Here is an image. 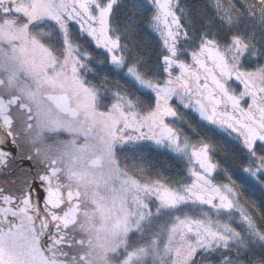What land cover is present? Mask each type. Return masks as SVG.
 Masks as SVG:
<instances>
[{
    "label": "snow or ice",
    "instance_id": "obj_1",
    "mask_svg": "<svg viewBox=\"0 0 264 264\" xmlns=\"http://www.w3.org/2000/svg\"><path fill=\"white\" fill-rule=\"evenodd\" d=\"M6 19L39 29L42 71L89 97L117 147L159 157L134 217L164 221L160 264H264V0H0ZM33 118L0 105V264H54L55 213L78 198L21 152L13 128Z\"/></svg>",
    "mask_w": 264,
    "mask_h": 264
},
{
    "label": "flooded vegetation",
    "instance_id": "obj_2",
    "mask_svg": "<svg viewBox=\"0 0 264 264\" xmlns=\"http://www.w3.org/2000/svg\"><path fill=\"white\" fill-rule=\"evenodd\" d=\"M1 29L21 28L13 27L6 19L0 24V36ZM26 35L29 40L40 38L39 29ZM0 47L6 48L4 44ZM34 50L41 53L35 47ZM10 69L9 64L0 65V95L7 106L23 105L31 109L34 117L13 128L21 152L33 156L38 166L55 169L64 178L67 191L78 197L55 213L63 217V227L57 239L59 247L54 246L51 255L59 264H94L98 239L112 245L107 254L110 260L121 254L127 263L138 259L139 264H160L156 251L166 235L158 231L164 221L154 219L141 231L134 217L135 189L143 179L140 168L154 164L159 157L117 147L109 135L108 118L95 115L89 97L76 86L55 80L51 74L36 80L13 78ZM16 71L13 69V73ZM49 93H66L67 107L74 115L58 108ZM15 111L17 115H27ZM191 123L198 127L194 119ZM53 200L62 202L59 193L53 195ZM153 233H157L158 243H153Z\"/></svg>",
    "mask_w": 264,
    "mask_h": 264
},
{
    "label": "rangeland",
    "instance_id": "obj_3",
    "mask_svg": "<svg viewBox=\"0 0 264 264\" xmlns=\"http://www.w3.org/2000/svg\"><path fill=\"white\" fill-rule=\"evenodd\" d=\"M1 33L0 45L4 44L6 48L2 49L0 47V65L9 64L13 69L17 68L15 73H13V69H10L9 74L11 77L33 80L49 77L42 71L47 64V57L34 50L35 46L27 38L26 32L22 29H1ZM15 63H17V66ZM26 68L27 70H25ZM96 242L97 245L94 247V264H113L107 256L111 252L112 245L110 246L108 242L102 243L98 239H96ZM166 246L167 237L165 235L163 242L160 243V251H163ZM180 255L183 256V253L180 252ZM122 262L123 264H128L124 258Z\"/></svg>",
    "mask_w": 264,
    "mask_h": 264
},
{
    "label": "water",
    "instance_id": "obj_4",
    "mask_svg": "<svg viewBox=\"0 0 264 264\" xmlns=\"http://www.w3.org/2000/svg\"><path fill=\"white\" fill-rule=\"evenodd\" d=\"M1 81V79H0ZM64 96V100L62 101L61 99V96ZM48 97L49 99L58 107L60 108L62 111L64 112H67V111H70V113L72 115H74V111H72L71 108H68L67 105L69 104V101H68V97L66 95V93H49L48 94ZM0 105H4L7 107V103L6 101L4 100V98L0 95ZM5 119H9L6 114H5ZM41 259H44V260H52L54 261V264H59V262L57 261V259H55L51 253H47L46 251V248H45V252L41 254Z\"/></svg>",
    "mask_w": 264,
    "mask_h": 264
},
{
    "label": "trees",
    "instance_id": "obj_5",
    "mask_svg": "<svg viewBox=\"0 0 264 264\" xmlns=\"http://www.w3.org/2000/svg\"><path fill=\"white\" fill-rule=\"evenodd\" d=\"M191 2L192 3H196V2H198V0H191ZM32 32H34V29L32 30ZM141 35L145 39H149V40L151 39V37L149 36L148 32H142ZM89 79H91V78H89ZM121 256H122L121 254H118L116 256L114 255L112 257V259L111 260L109 259V260L112 261L113 264H123L122 259H121ZM128 264H139V261H138V259H133V260H130V262H128Z\"/></svg>",
    "mask_w": 264,
    "mask_h": 264
}]
</instances>
